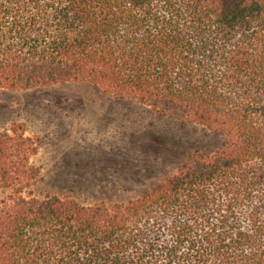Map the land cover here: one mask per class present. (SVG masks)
Returning <instances> with one entry per match:
<instances>
[{
  "label": "trees",
  "instance_id": "trees-1",
  "mask_svg": "<svg viewBox=\"0 0 264 264\" xmlns=\"http://www.w3.org/2000/svg\"><path fill=\"white\" fill-rule=\"evenodd\" d=\"M98 85L224 135L127 202L39 195L0 131V264H264V0H0V88Z\"/></svg>",
  "mask_w": 264,
  "mask_h": 264
},
{
  "label": "rangeland",
  "instance_id": "rangeland-1",
  "mask_svg": "<svg viewBox=\"0 0 264 264\" xmlns=\"http://www.w3.org/2000/svg\"><path fill=\"white\" fill-rule=\"evenodd\" d=\"M25 123L41 140L33 161L39 195L86 204L127 202L174 173L194 151L211 154L225 137L159 115L89 82L26 91L0 88V131Z\"/></svg>",
  "mask_w": 264,
  "mask_h": 264
}]
</instances>
